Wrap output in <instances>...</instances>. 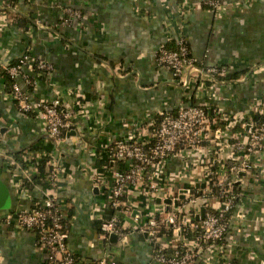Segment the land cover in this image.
Here are the masks:
<instances>
[{
  "label": "crops",
  "instance_id": "1",
  "mask_svg": "<svg viewBox=\"0 0 264 264\" xmlns=\"http://www.w3.org/2000/svg\"><path fill=\"white\" fill-rule=\"evenodd\" d=\"M165 1L0 0V63H10L26 51L49 61L51 77L37 81L34 98L77 91L109 136H117L129 120L150 116L165 105L199 102L174 82L170 70L155 62L157 48L173 45L180 28L196 62L243 63L236 69L245 70L246 79L218 82L222 99L217 103L227 110H243L245 103L264 96V73H247L252 64L264 61V0H248L220 16L201 6L179 13L175 0ZM66 6L79 8L82 20L61 25ZM10 12L18 15L15 23L9 22ZM16 81L25 87L21 78ZM80 126L76 139L56 149L42 125L17 110L0 75V146L20 153L42 149L61 162L65 176L60 197L69 216L67 242L77 261L86 264L106 254L126 264H161L151 258L152 243L136 230L129 231L125 241L100 240L99 222L89 211L91 196L99 194L92 183L93 168L102 159L88 146L98 139V131L87 122ZM81 141L88 145L86 150L79 147ZM181 166L175 159L169 168L176 171ZM0 179L10 189V209L31 206L42 197L40 186L13 192L1 156ZM240 194L243 218L234 219L227 233L233 242L229 255L243 264H264V174L257 182L246 177ZM0 264H47L46 252L34 231L0 223Z\"/></svg>",
  "mask_w": 264,
  "mask_h": 264
},
{
  "label": "built area",
  "instance_id": "2",
  "mask_svg": "<svg viewBox=\"0 0 264 264\" xmlns=\"http://www.w3.org/2000/svg\"><path fill=\"white\" fill-rule=\"evenodd\" d=\"M175 1L179 13L201 6L219 16L248 2ZM62 11L65 17L61 25L83 18L77 7L66 6ZM155 62L170 70L174 82L199 102L165 105L150 116L129 120L117 136L100 129L97 117L75 90L34 98L37 81L51 77L53 66L49 61L26 51L15 64L0 63V71L12 80L10 96L17 110L40 123L56 149L70 143V130H74L76 139L81 121L97 128L98 139L87 145L102 159L93 168L92 183L99 194L91 196L89 211L99 222L101 241L111 234L125 241L129 231L136 230L147 234L153 246L151 258L161 264H243L229 255L233 242L227 233L234 219L243 218L238 208L245 178L257 182L264 174V96L245 103L243 110H227L217 103L222 99L217 83L245 80L246 74L232 80L217 76L243 63L230 60L202 67L191 55L181 28L172 47L157 48ZM249 72L264 73V61L252 64ZM17 78L22 79L24 88ZM87 146L84 141L79 145L83 150ZM45 154L47 160L41 171L37 151L26 149L18 160L0 146L12 191L19 194L28 187L40 186L42 193L31 206L0 210V223L34 231L37 244L46 252L47 264H80L67 242L68 207L60 197L65 168L55 155ZM175 159L182 166L172 171L169 165ZM34 176L40 181L34 182ZM138 194L142 200L137 199ZM108 207L116 211L105 216ZM201 207L203 217L196 220ZM86 264L126 263L102 254Z\"/></svg>",
  "mask_w": 264,
  "mask_h": 264
},
{
  "label": "trees",
  "instance_id": "3",
  "mask_svg": "<svg viewBox=\"0 0 264 264\" xmlns=\"http://www.w3.org/2000/svg\"><path fill=\"white\" fill-rule=\"evenodd\" d=\"M18 15L17 14H14V13H11L10 12V15H9V22L11 23H15L16 22V17ZM27 22V21H26ZM28 23V22H27ZM27 24H23V28L26 27ZM173 45H169V47H172ZM18 59L16 60H13L12 62H10V64H15L17 62ZM202 67H205L204 65ZM245 72V70H241V69H236V70H232L228 73H226L225 75L223 76H217L218 79H221V80H232V79H238L240 76L243 75V73ZM0 75L3 76V78L5 79V82L7 84V86H9V89H11V83H12V80L10 79V77L8 76V74H6L3 70L0 71ZM189 103H193V102H189ZM174 109H172L173 111ZM38 155H39V169L43 170L44 167H45V164H46V160H47V155L44 153V150L42 149H38L37 151ZM12 154L18 159L20 157V152L17 151V152H12ZM34 179V182H39L40 179L38 178V176H34L33 177ZM116 211L115 208H105V215L107 216H110L111 214H113L114 212Z\"/></svg>",
  "mask_w": 264,
  "mask_h": 264
},
{
  "label": "water",
  "instance_id": "4",
  "mask_svg": "<svg viewBox=\"0 0 264 264\" xmlns=\"http://www.w3.org/2000/svg\"><path fill=\"white\" fill-rule=\"evenodd\" d=\"M68 135H72V139H75V132L74 130H70L68 132ZM95 191L96 188H94ZM157 201H159V199H157ZM165 202H169V200H166ZM12 205V195L10 192V189L8 188L7 184H5L1 179H0V210H8L11 208ZM134 213V212H133ZM204 214V208L201 207L200 208V214L198 216L195 217L196 220L201 219L203 217ZM144 236H147V234L145 233ZM109 239L114 242H117V236L115 234H111L109 236Z\"/></svg>",
  "mask_w": 264,
  "mask_h": 264
}]
</instances>
